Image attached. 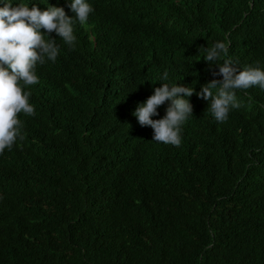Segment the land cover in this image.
Returning <instances> with one entry per match:
<instances>
[{"label": "trees", "instance_id": "16d2710c", "mask_svg": "<svg viewBox=\"0 0 264 264\" xmlns=\"http://www.w3.org/2000/svg\"><path fill=\"white\" fill-rule=\"evenodd\" d=\"M7 2L75 15L72 0ZM86 2L74 47L41 30L60 52L0 154V264H264V89L236 90L224 122L197 95L223 79L204 60L216 42V63L264 70V0ZM163 83L195 89L179 147L133 115Z\"/></svg>", "mask_w": 264, "mask_h": 264}, {"label": "clouds", "instance_id": "9594fccd", "mask_svg": "<svg viewBox=\"0 0 264 264\" xmlns=\"http://www.w3.org/2000/svg\"><path fill=\"white\" fill-rule=\"evenodd\" d=\"M74 16H68L62 7L49 6L41 11L38 6L31 9L19 4L6 3L0 7V154L11 149L17 139H24L20 113L35 115V107L29 102L31 92L25 86L40 82L36 73L37 64L43 65L47 60L55 62L60 48L55 39H45L55 32L66 44L75 45L74 23L78 21L86 25L90 14L94 11L86 0H72L70 4ZM45 30L42 32L41 30ZM229 46L224 42H216L206 49L204 60L208 63L213 76H222V80L213 79L202 86L197 95L209 101V109L218 122L229 117L231 109H239L236 90H246L253 86L264 89V70L259 66H247L243 70L235 66L230 59L223 64L216 63L221 56H228ZM219 67V71L214 70ZM162 80L168 79L165 71ZM217 89L216 93L213 90ZM195 89L185 85L169 86L154 89L146 103L137 107L133 115L138 123L150 126L154 130L153 140L179 147L181 144L182 126L193 115V105L188 99ZM166 115L162 119L153 120L159 115L158 107L169 102Z\"/></svg>", "mask_w": 264, "mask_h": 264}]
</instances>
